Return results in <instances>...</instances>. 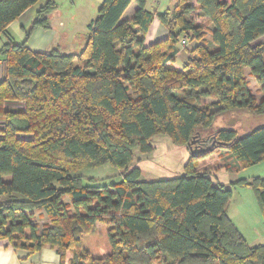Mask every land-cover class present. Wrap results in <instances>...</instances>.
I'll list each match as a JSON object with an SVG mask.
<instances>
[{
    "label": "trees",
    "instance_id": "1",
    "mask_svg": "<svg viewBox=\"0 0 264 264\" xmlns=\"http://www.w3.org/2000/svg\"><path fill=\"white\" fill-rule=\"evenodd\" d=\"M146 2L103 0L81 52L63 54L27 48L35 29L50 28L52 0H0V242L53 248L62 264H264V245L249 246L226 212L230 189L250 188L264 221V178L227 187L211 177L264 160V125L239 135L214 124L238 110L264 116V0H177L160 15ZM30 8L17 44L7 28ZM155 18L168 36L145 46ZM185 40L193 47L178 68ZM156 136L189 158L180 176L143 181L136 153L151 154ZM221 149L230 164L205 162ZM105 165L120 182L83 176ZM98 223L110 252L93 258L81 240Z\"/></svg>",
    "mask_w": 264,
    "mask_h": 264
},
{
    "label": "rangeland",
    "instance_id": "2",
    "mask_svg": "<svg viewBox=\"0 0 264 264\" xmlns=\"http://www.w3.org/2000/svg\"><path fill=\"white\" fill-rule=\"evenodd\" d=\"M52 2L57 5V9L49 16V25L53 27L55 34L58 33V37L52 45L55 48L59 47L61 53L79 54L86 43L87 26L97 16L103 0H52ZM33 11L34 9L32 8L28 14H31V12L34 14ZM33 18L34 16H32V20ZM22 21L27 22L25 17ZM18 26L19 22L16 21V23L9 26L8 30L15 43L20 44L24 35L22 36L19 33ZM207 40L210 41V36H207ZM5 41L6 38L2 36L0 38V47ZM262 41H264V38L259 40V42ZM208 45L210 46V43ZM180 47V52L187 54L186 50L191 49L193 43L185 40ZM182 55L184 54L182 53ZM2 60L0 57V62ZM183 64L184 62L182 63L178 58L177 67L180 68ZM1 71L3 72L2 65L0 73ZM245 75L248 82V90L256 100H259L261 94L257 83L250 76L248 70L245 71ZM204 102L210 103L211 101L207 100ZM214 124L215 129H233L239 135H244L252 129L264 125V116L256 117L238 110L218 116ZM152 145L154 149L151 154L143 156L136 153V158L141 160L138 164L141 170L140 179L143 181H156L180 176L182 168L189 158V153L183 148L172 145L166 136L154 137ZM227 157L228 153L225 150H215L205 162L208 164L220 162L227 164L229 162L230 164L232 161L229 160L227 162ZM211 172H213L211 177L214 184L220 183L228 187L232 182L239 179L264 178V160L258 165L240 171V173H231L226 170H211ZM83 176L87 179H94L95 184L101 186H108L121 181L119 171L108 165L84 171ZM5 180H8V178ZM230 190L232 197L226 208L228 217L249 246L264 245V221L254 192L250 188L235 187ZM36 221L38 224H42L46 220L37 218ZM95 226L93 233L82 237L81 244L83 250L88 252L91 257L100 258L110 252V247L106 227L99 223ZM65 258H70V254L67 253Z\"/></svg>",
    "mask_w": 264,
    "mask_h": 264
},
{
    "label": "crops",
    "instance_id": "3",
    "mask_svg": "<svg viewBox=\"0 0 264 264\" xmlns=\"http://www.w3.org/2000/svg\"><path fill=\"white\" fill-rule=\"evenodd\" d=\"M177 0H147L145 9L147 11L154 12L156 15H160L165 13L167 10H169L172 6L176 4ZM34 9V8H33ZM136 9L135 3H131L128 9L125 11L122 19H129L132 17L134 10ZM32 10L28 9L25 11L18 19L17 22H19V33L24 35V30L27 29L32 22V16L35 14V10L33 11L34 14H28V12ZM27 15V16H25ZM27 21L26 23L22 21L24 19ZM129 17V18H128ZM16 23V22H14ZM13 23V24H14ZM12 25V24H11ZM61 25V23H60ZM50 28L48 30H44L41 28L35 29L29 38L27 42V48L33 52V53H47L54 49H58L59 47H56L52 45V43H55L56 38L58 37V33L55 34L53 31V27L49 25ZM7 28V34L9 35V29ZM86 35V39L88 36V31ZM168 32L167 30L161 25V23L155 18L146 35L144 38V45L148 46L151 45L159 40H163L167 38ZM12 39V38H11ZM13 40V39H12ZM14 41V40H13ZM15 42V41H14ZM182 45V44H181ZM181 49V47H180ZM60 51V50H59ZM185 51V50H184ZM182 53L184 55H182ZM65 54V53H63ZM68 54H74V53H68ZM187 57V54L185 52H179L177 55V59L181 60L183 63ZM3 61L0 62V70L1 65ZM3 72L0 73V78L2 77ZM69 259V258H68ZM67 258L64 259V262L68 260ZM0 264H62L61 258L57 251L53 248H42L39 252L36 253H30L29 251L23 250V249H15L8 245L5 242H0Z\"/></svg>",
    "mask_w": 264,
    "mask_h": 264
},
{
    "label": "water",
    "instance_id": "4",
    "mask_svg": "<svg viewBox=\"0 0 264 264\" xmlns=\"http://www.w3.org/2000/svg\"><path fill=\"white\" fill-rule=\"evenodd\" d=\"M191 150V153L192 154H199V153H204L205 151H206V148H194L193 150L192 149H190Z\"/></svg>",
    "mask_w": 264,
    "mask_h": 264
}]
</instances>
